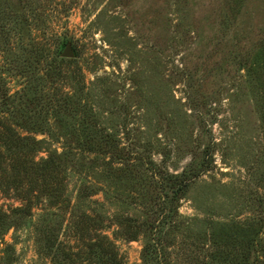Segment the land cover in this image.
I'll return each mask as SVG.
<instances>
[{
	"label": "rangeland",
	"instance_id": "rangeland-1",
	"mask_svg": "<svg viewBox=\"0 0 264 264\" xmlns=\"http://www.w3.org/2000/svg\"><path fill=\"white\" fill-rule=\"evenodd\" d=\"M0 210V264H264V0H0Z\"/></svg>",
	"mask_w": 264,
	"mask_h": 264
},
{
	"label": "trees",
	"instance_id": "trees-1",
	"mask_svg": "<svg viewBox=\"0 0 264 264\" xmlns=\"http://www.w3.org/2000/svg\"><path fill=\"white\" fill-rule=\"evenodd\" d=\"M52 60L54 61V62H65V61H68L67 59H65V58H62V57H59V55H55L53 58H52ZM10 130H12V129H10L9 128V131ZM22 138L19 136V135H14V134H12V133H9V137H8V139H7V141L5 142V145L8 147V148H13V146H22L23 145V143L21 142L22 140H21ZM16 154H18V153H16ZM56 157L55 156H49L48 158H46V159H44L43 161H42V164H43V166H48L47 168L49 169H51V170H55L56 169V167L54 166L55 164H56ZM32 163L34 164V165H36L37 167H38V165H40V164H37V162H35V161H32ZM41 164V165H42ZM37 167L35 168V169H37ZM35 172H36V174H38L39 175V171L38 170H34ZM37 175V176H38ZM41 175V174H40ZM41 177V176H40ZM188 179L189 178H187V179H185V176H184V174H182L181 176H175L174 178H172V179H170L169 178V182H170V187L171 188H174V186H176V189L177 190H175L174 192H173V194L170 196V198H171V200L172 201H174L177 197H178V192H181L182 190H184V188H185V186H186V184H187V182H185V180H187L188 181ZM31 182V181H30ZM185 182V183H184ZM174 190V189H173ZM21 210V209H20ZM7 227V225H6V215H5V213L4 212H2L1 210H0V236L4 233V230H5V228ZM133 237L132 238H135V233H134V235H132ZM91 245V247L92 246H95L96 248H98L99 250H100V248H102L101 246H100V243H91L90 244ZM102 251H105V252H103V263L104 264H113V262H115V264H117L118 263V261H117V259H116V254H115V252H113L112 254H110V252H106V249L105 250H103V248H102ZM108 251V250H107Z\"/></svg>",
	"mask_w": 264,
	"mask_h": 264
},
{
	"label": "water",
	"instance_id": "water-1",
	"mask_svg": "<svg viewBox=\"0 0 264 264\" xmlns=\"http://www.w3.org/2000/svg\"><path fill=\"white\" fill-rule=\"evenodd\" d=\"M73 50L71 48V45L70 44H67L65 46V48L63 49L62 53H61V57L63 58H71L73 57Z\"/></svg>",
	"mask_w": 264,
	"mask_h": 264
}]
</instances>
